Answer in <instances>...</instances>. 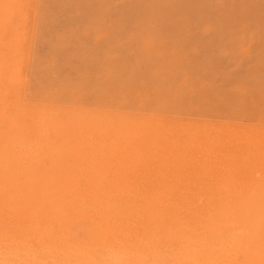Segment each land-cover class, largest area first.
<instances>
[{
    "label": "clouds",
    "instance_id": "clouds-1",
    "mask_svg": "<svg viewBox=\"0 0 264 264\" xmlns=\"http://www.w3.org/2000/svg\"><path fill=\"white\" fill-rule=\"evenodd\" d=\"M212 2L37 0L0 73V264H264V16ZM138 137L180 166L122 163Z\"/></svg>",
    "mask_w": 264,
    "mask_h": 264
},
{
    "label": "rangeland",
    "instance_id": "rangeland-1",
    "mask_svg": "<svg viewBox=\"0 0 264 264\" xmlns=\"http://www.w3.org/2000/svg\"><path fill=\"white\" fill-rule=\"evenodd\" d=\"M22 1L24 2L23 4ZM18 3V11L17 15L15 17V30L16 32L14 33L13 36H8L5 35L4 40L9 41L11 40V50H12V57L10 59V63H6L4 66H0V73H6L8 74L10 70V64L11 61L14 60L15 58V52L17 48V41L21 39L26 33H31L35 30L38 29V16H39V5L37 3V0H17ZM22 6V7H20ZM220 7L219 5H216L212 2V0H206V3L204 5L203 11L212 14L216 8ZM232 7H235L237 11H240L245 14H251L257 19L261 18L264 16V4H261L260 0H237V2L232 5ZM21 8V9H20ZM53 8H55V5H53ZM22 13H21V12ZM20 16V17H19ZM174 27H175V32H174V37H175V48L178 50L180 53L183 54L184 58L187 60L188 63H190L194 68H203V67H209L212 63V57H213V48H214V42L215 39L212 36L208 37H202L195 33L193 30L190 28H187L183 26L180 21L176 18H172L170 21ZM2 35L0 36L1 39ZM14 48V49H13ZM8 66V67H7ZM259 103V101L257 102ZM153 137L155 134H152ZM137 139V138H136ZM133 141V143L136 145V147H139L141 150L140 152H137L135 155V158L139 159L135 161L134 159L128 160L129 158H123L121 160L122 163H127L126 165H132L137 163L139 160L140 162H143L144 165L146 166L147 170L154 171L152 169V164L155 162V164L158 166V169L161 174L174 169L178 168L180 166V161L176 160H171V159H166L162 154H161V149L159 147V142H154L151 148H148L146 146L144 139L139 138L137 141ZM143 146H142V145ZM158 144V145H157ZM158 147H157V146ZM147 148V149H146ZM151 149V151H150ZM157 149V150H156ZM148 150V151H147ZM154 150V151H152ZM148 152V154H147ZM159 152V153H158ZM141 153V154H140ZM152 153V154H151ZM157 157H155L156 155ZM139 155V156H138ZM127 159V160H125ZM163 162L161 163L160 162ZM133 162L132 164H130ZM166 162V163H165ZM175 165H172L174 164ZM163 164V166L161 165ZM216 164L220 167L221 170H224V165L227 164V159L224 156L219 157L216 160ZM223 167V168H222ZM151 178V177H150ZM227 192V191H226ZM229 193V192H227ZM225 193V196L228 195H235V192H231L229 194Z\"/></svg>",
    "mask_w": 264,
    "mask_h": 264
},
{
    "label": "bare ground",
    "instance_id": "bare-ground-1",
    "mask_svg": "<svg viewBox=\"0 0 264 264\" xmlns=\"http://www.w3.org/2000/svg\"><path fill=\"white\" fill-rule=\"evenodd\" d=\"M24 2L22 1L21 4H23ZM0 4H7L8 7L6 10H0V36L2 35L1 39H0V66H4L6 65V63H10V59L12 57V46H11V43L12 41L9 40V41H6L4 40L5 38V35H8V36H13L14 33L16 32L15 30V25L16 23L14 22L15 21V17L17 15V11H18V3H17V0H0ZM24 5V4H23ZM22 7V6H20ZM23 8V7H22ZM21 9V8H20ZM21 12V11H20ZM22 13V12H21ZM20 17V16H19ZM13 44V43H12ZM14 45V44H13ZM14 49V48H13ZM12 62V61H11ZM8 67V66H7ZM10 68V67H9ZM4 74V73H3ZM6 75V73H5ZM155 136V135H154ZM139 140V137L137 138ZM136 139V140H137ZM137 140V141H138ZM135 141V140H134ZM140 141V140H139ZM158 142V141H157ZM142 145V144H141ZM153 145V144H152ZM158 145V144H157ZM156 145V146H157ZM143 146V145H142ZM147 146V145H146ZM154 146H155V143H154ZM158 147V146H157ZM139 148V147H138ZM147 149V148H146ZM141 150V149H140ZM157 150V149H156ZM148 151V150H147ZM151 151V149H150ZM154 151V150H152ZM140 152V151H139ZM155 152V151H154ZM159 153V152H158ZM141 154V153H140ZM148 154V152H147ZM152 154V153H151ZM156 155V154H155ZM158 155V154H157ZM157 155L155 157H157ZM139 156V155H138ZM136 159V160H135ZM134 160L137 161L139 159L138 158H135ZM127 160V159H125ZM130 160V158L128 159ZM133 160V159H132ZM174 161V160H173ZM140 162V160L138 161ZM161 162V160H160ZM177 162V161H176ZM133 162H131L130 164H132ZM163 163V162H161ZM166 163V162H165ZM127 164V163H125ZM164 164V163H163ZM163 164H161L163 166ZM129 165V164H128ZM133 165V164H132ZM165 165V164H164ZM172 165H175L172 164ZM223 168V167H222ZM227 193V192H225ZM229 194V193H227Z\"/></svg>",
    "mask_w": 264,
    "mask_h": 264
}]
</instances>
